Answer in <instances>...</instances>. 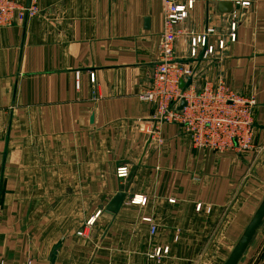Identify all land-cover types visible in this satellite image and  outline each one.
I'll list each match as a JSON object with an SVG mask.
<instances>
[{
  "label": "crops",
  "instance_id": "1",
  "mask_svg": "<svg viewBox=\"0 0 264 264\" xmlns=\"http://www.w3.org/2000/svg\"><path fill=\"white\" fill-rule=\"evenodd\" d=\"M191 1L174 57L194 88L222 77L254 96L253 150L196 149L139 99L160 61L161 0H39L37 17L0 28V264H224L264 196V0ZM207 29L214 53L191 57ZM238 264H264V221Z\"/></svg>",
  "mask_w": 264,
  "mask_h": 264
},
{
  "label": "built area",
  "instance_id": "2",
  "mask_svg": "<svg viewBox=\"0 0 264 264\" xmlns=\"http://www.w3.org/2000/svg\"><path fill=\"white\" fill-rule=\"evenodd\" d=\"M38 0H30L22 5L12 0H0V28L11 24L24 23L34 17L37 12ZM252 0H238L240 11L250 8ZM193 1L179 3L177 0H161L163 11V29L159 37L158 50L160 61L155 65L149 86L139 93V99L155 106L154 117L157 122L181 124L188 133L192 146L196 149H210L216 152L237 150L246 152L254 149V96L238 94L229 88L222 77L207 80L197 89L192 85L181 88L180 82L193 76V66L182 64L174 57V44L181 32L177 26L188 16L193 8ZM233 15L230 26V41H235V20ZM214 33L207 29L203 35L191 38L190 56L196 57L202 51L204 58L214 53V47L208 45V37ZM224 47L223 41L218 44ZM94 81V76H91ZM181 102L185 105L179 109ZM150 137L157 134L156 128L146 130ZM129 174L126 166L116 170L119 178ZM146 198L136 196L132 204H145ZM200 209V204L196 210ZM99 212L97 213V215ZM151 235L155 234L156 226L150 219ZM91 222V221H90ZM169 253V247H157L148 254L149 262H160ZM27 264H30L28 262Z\"/></svg>",
  "mask_w": 264,
  "mask_h": 264
},
{
  "label": "water",
  "instance_id": "3",
  "mask_svg": "<svg viewBox=\"0 0 264 264\" xmlns=\"http://www.w3.org/2000/svg\"><path fill=\"white\" fill-rule=\"evenodd\" d=\"M221 7L225 10V13H230V3H221ZM202 56V53H201ZM192 84V77L188 76L186 81L180 82L181 88H187ZM185 105L184 102H181L179 109H181ZM150 140L147 141V145L149 144ZM125 194L122 192L117 193L112 200L106 206V212L110 215L115 214L120 205L124 200ZM264 221V196L260 201L259 205L257 206L254 214L252 215L251 219L249 220L247 226L245 227L244 231L240 235L239 239L235 243L233 249L231 250L230 254L228 255L224 264H238L239 260L241 259L242 255L244 254L245 250L247 249L248 245L250 244L251 240L253 239L254 235L258 231V228Z\"/></svg>",
  "mask_w": 264,
  "mask_h": 264
},
{
  "label": "rangeland",
  "instance_id": "4",
  "mask_svg": "<svg viewBox=\"0 0 264 264\" xmlns=\"http://www.w3.org/2000/svg\"><path fill=\"white\" fill-rule=\"evenodd\" d=\"M12 1H14V2H16V3H19V4H22V5H25V4H27L30 0H27L26 1V3H20V2H18V1H16V0H12ZM36 8H37V12H36V14L34 15V17H31V18H29V19H32V18H35V17H37L38 16V14L40 13V7H39V0L37 1V5L35 6ZM25 23V22H24ZM18 24H23V23H18ZM14 25H16V24H11V25H8V26H5V27H10V26H14ZM136 197V196H135ZM133 199V198H132ZM132 199H131V201H132ZM155 225V224H154ZM156 226V225H155ZM149 232H151V226H150V224H149ZM156 232H157V226H156ZM155 232V233H156ZM151 234V233H150ZM165 247V246H164Z\"/></svg>",
  "mask_w": 264,
  "mask_h": 264
}]
</instances>
